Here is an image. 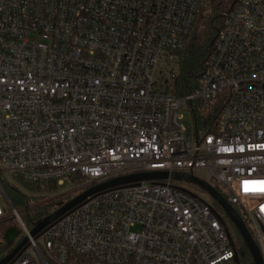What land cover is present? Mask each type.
Here are the masks:
<instances>
[{
  "label": "built area",
  "instance_id": "obj_1",
  "mask_svg": "<svg viewBox=\"0 0 264 264\" xmlns=\"http://www.w3.org/2000/svg\"><path fill=\"white\" fill-rule=\"evenodd\" d=\"M205 11L222 26L178 97V53ZM193 110L217 115L208 133L180 125ZM151 172L227 195L264 261V0H0V225L24 234L0 261L26 240L6 264H238L224 217L170 178L91 196L36 235L46 218L29 229L5 190L8 176L79 177L78 196Z\"/></svg>",
  "mask_w": 264,
  "mask_h": 264
},
{
  "label": "trees",
  "instance_id": "obj_2",
  "mask_svg": "<svg viewBox=\"0 0 264 264\" xmlns=\"http://www.w3.org/2000/svg\"><path fill=\"white\" fill-rule=\"evenodd\" d=\"M221 26V16L218 13L205 11L199 15L188 47L178 53L179 74L173 83V93L178 97L185 96L196 88L205 61L215 44ZM219 105L220 104L216 106V112L219 111ZM191 116L197 136L202 133H208L214 121L217 120L216 114L210 116L207 112L203 111L193 110ZM78 178L79 177L73 178V181ZM23 185L29 190H36L39 192H50L59 188L55 182L45 183L44 186L37 184V189L34 188V185L36 184L23 182ZM5 190L15 207L20 204L22 205L28 200L27 195L15 186L9 187L8 189L5 188ZM75 196H71L70 194L61 195L44 204L46 206H44L43 209L37 208L38 210L34 211L36 221L51 216L70 202ZM224 198L227 199V195H224ZM214 207L218 212L223 213L216 202H214ZM236 210L241 215L239 209ZM224 221L233 239L234 247L238 256V264H254L244 240L233 223L227 216L224 217ZM8 247L9 245L7 243H0V258Z\"/></svg>",
  "mask_w": 264,
  "mask_h": 264
},
{
  "label": "water",
  "instance_id": "obj_3",
  "mask_svg": "<svg viewBox=\"0 0 264 264\" xmlns=\"http://www.w3.org/2000/svg\"><path fill=\"white\" fill-rule=\"evenodd\" d=\"M183 180L187 181L189 183H192L194 185H197L201 187L221 208L225 216H227L230 221L233 223L239 234L241 235L242 239L244 240L251 256L254 261V264H264L261 252L256 245L252 235L250 234L246 223L240 216V214L237 212V210L228 203V201L211 185L207 184L206 182L196 179L191 176H183L179 174H168L163 172H151V173H140V174H134L127 177H120L117 179H113L110 181H107L105 183H102L100 185L94 186L83 193L79 194L75 198H73L70 202H68L65 206H63L61 209H59L57 212H55L50 217L46 218L44 221L38 224V226L33 230L32 235H36L41 230H43L45 227L50 225L52 222L57 220L58 218L62 217L64 214L68 213L75 207L79 206L81 203H83L86 199H88L91 196L97 195L99 193H102L104 191H107L109 189L117 188L120 186H132L136 185L141 182H148V181H162V180ZM217 214V213H216ZM219 218L221 216L217 214ZM224 228L226 230L227 227L225 224ZM18 231L14 228H11L7 231L4 239L6 242L11 244L14 239L18 236ZM26 240H24L16 249L15 251L6 257L4 260L0 261V264H6L9 260H11L17 252L22 248V246L25 244ZM236 261L238 263V257L236 258Z\"/></svg>",
  "mask_w": 264,
  "mask_h": 264
},
{
  "label": "rangeland",
  "instance_id": "obj_4",
  "mask_svg": "<svg viewBox=\"0 0 264 264\" xmlns=\"http://www.w3.org/2000/svg\"><path fill=\"white\" fill-rule=\"evenodd\" d=\"M180 125H182L183 127H185L189 134L190 131L192 130L193 127V120L191 117V114L189 112H185L183 119L180 121ZM7 180L9 182L12 183V186H15L17 188H19L22 192H24L27 197L28 200L23 203L22 205H18L15 208L20 211V215L24 221V223L26 224V226L31 229L33 226V221H36V217H35V212L36 210H38L37 208H44V204H46L48 201L61 196V195H66V194H70L71 196H75L78 194V192L80 191L79 186L82 184V180L80 178L76 179L73 181V184H67L65 187H60L57 188V190H53L50 192H46V191H32L27 189L24 185L23 182L18 180V179H13L11 177H6ZM174 186L186 189L188 191L193 192L194 194H196L202 201L213 205L214 206V200L199 186L194 185L192 183H189L187 181H183V180H175L173 181ZM42 186L45 185V183L41 184ZM10 186L5 185V188L8 189ZM38 185H34V188L37 189ZM11 200V199H10ZM0 202L2 204L3 209L6 211L7 214H10L12 209L10 207V205L7 203L4 195L2 194V192L0 191ZM28 206H30L32 208L31 211L28 212L27 208ZM222 215V217H225V214L220 213ZM7 223L6 224H1L0 225V232L5 233L8 229L10 228H14L18 231V233H20V238H22L24 236L23 232L21 231L20 225L18 224L17 220H15L12 216H9V218L6 220ZM19 239H16V242H18ZM4 237L0 236V242H4Z\"/></svg>",
  "mask_w": 264,
  "mask_h": 264
},
{
  "label": "snow or ice",
  "instance_id": "obj_5",
  "mask_svg": "<svg viewBox=\"0 0 264 264\" xmlns=\"http://www.w3.org/2000/svg\"><path fill=\"white\" fill-rule=\"evenodd\" d=\"M262 183H264V182H262ZM262 190H264V189H262Z\"/></svg>",
  "mask_w": 264,
  "mask_h": 264
}]
</instances>
